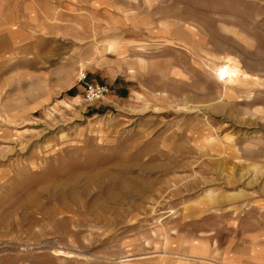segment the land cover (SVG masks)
<instances>
[{
	"label": "rangeland",
	"instance_id": "rangeland-1",
	"mask_svg": "<svg viewBox=\"0 0 264 264\" xmlns=\"http://www.w3.org/2000/svg\"><path fill=\"white\" fill-rule=\"evenodd\" d=\"M224 222L264 239V0H0V264Z\"/></svg>",
	"mask_w": 264,
	"mask_h": 264
},
{
	"label": "crops",
	"instance_id": "crops-1",
	"mask_svg": "<svg viewBox=\"0 0 264 264\" xmlns=\"http://www.w3.org/2000/svg\"><path fill=\"white\" fill-rule=\"evenodd\" d=\"M248 233L247 228L227 222L201 223L181 233L171 251L161 254L152 249L134 264H264V239Z\"/></svg>",
	"mask_w": 264,
	"mask_h": 264
},
{
	"label": "built area",
	"instance_id": "built-area-1",
	"mask_svg": "<svg viewBox=\"0 0 264 264\" xmlns=\"http://www.w3.org/2000/svg\"><path fill=\"white\" fill-rule=\"evenodd\" d=\"M85 75L82 74L79 80H84ZM108 87L103 83L84 82V95L85 100L94 102L102 99L107 93Z\"/></svg>",
	"mask_w": 264,
	"mask_h": 264
},
{
	"label": "bare ground",
	"instance_id": "bare-ground-1",
	"mask_svg": "<svg viewBox=\"0 0 264 264\" xmlns=\"http://www.w3.org/2000/svg\"><path fill=\"white\" fill-rule=\"evenodd\" d=\"M225 59H226L227 64L224 65L225 67L223 70L226 71V70L230 69L233 71V74L237 79L244 80L245 74L242 71V69H240V67L238 66L239 64H238L237 60H235L232 57H226Z\"/></svg>",
	"mask_w": 264,
	"mask_h": 264
},
{
	"label": "trees",
	"instance_id": "trees-1",
	"mask_svg": "<svg viewBox=\"0 0 264 264\" xmlns=\"http://www.w3.org/2000/svg\"><path fill=\"white\" fill-rule=\"evenodd\" d=\"M71 91H72V89H69V90L67 91V93H68V94H71Z\"/></svg>",
	"mask_w": 264,
	"mask_h": 264
}]
</instances>
